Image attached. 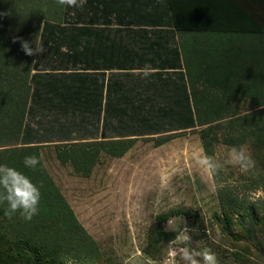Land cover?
<instances>
[{"label":"trees","instance_id":"16d2710c","mask_svg":"<svg viewBox=\"0 0 264 264\" xmlns=\"http://www.w3.org/2000/svg\"><path fill=\"white\" fill-rule=\"evenodd\" d=\"M183 2L168 0L177 25L171 32L175 33L176 47L173 44L170 52L181 64L173 59L159 64L154 60L163 55L160 40L148 46L153 56L133 55L131 48L117 49L122 57L111 60L108 55L103 64L108 69L122 68V78L110 71L106 92L113 86L118 90L126 71L140 67L142 59L157 65L156 70L146 72V80L155 85L169 81L173 99L188 111L181 127L200 126L198 138L213 173L220 206L219 213L213 214L215 221L229 235L235 223L239 231L234 237L245 243L243 249L251 251L253 245L254 251L264 256V206L254 209L230 186L220 184L225 175L212 158L217 142L235 149L243 143L255 150L264 149V3L258 17L233 12L239 5L237 0H199L198 7L188 3L191 15L186 17ZM163 5L166 11V0ZM67 9V0H0V264H113L101 256L77 220L39 151L43 141L51 140L40 136V130L48 126L41 122L50 113L56 122L57 110H69V105L89 110L100 106L101 82L90 74L98 72L84 70L86 65H94L86 58L92 59L93 40L98 38L84 24L68 20ZM180 22L196 27H182ZM61 44L65 45L63 50ZM113 47L107 48L110 51ZM42 48L47 52L44 57H59L65 63L40 67L38 53ZM240 103L246 105L243 111ZM107 105L103 110L107 111ZM34 113L36 126L32 127L28 117L32 119ZM101 118V123L107 121L104 114ZM102 126L109 125L103 122ZM134 137L132 133L60 138L52 145L61 162L86 175L100 150L118 156ZM259 155L264 167L263 155ZM257 179L264 191V172ZM177 213V208H169L160 217ZM157 225L158 232L151 240L155 246L175 236L174 230L160 227L161 220ZM237 250H231L234 264H250Z\"/></svg>","mask_w":264,"mask_h":264},{"label":"rangeland","instance_id":"374dc122","mask_svg":"<svg viewBox=\"0 0 264 264\" xmlns=\"http://www.w3.org/2000/svg\"><path fill=\"white\" fill-rule=\"evenodd\" d=\"M241 3L233 12L258 16L264 0ZM122 5L154 6L157 12L162 8L163 13L154 15L155 25L167 18L168 6L165 11L163 0H130ZM157 32L152 31L153 37L143 39L147 43L164 39L163 55L154 60L158 64L171 59L180 63L179 57L170 52L172 44L176 47L174 34L168 35L165 30L160 34L166 37L161 38L156 37ZM60 46L63 50L65 45ZM45 53L44 48L38 53L40 67L65 63L59 57H44ZM126 72L124 88L123 83L118 90L110 87L100 106L96 104L89 110L83 105H69V110H57L56 122L52 113L41 122L48 126L40 130V136L51 139L39 147L42 162L101 256L113 264H234L231 250L238 249L250 264H264V256L254 251L253 245L251 251H245V243L234 237L239 231L235 223L229 235L215 221L213 214L219 213L220 206L213 173L198 138L200 126L181 127L188 111L177 98L173 99L174 89L169 81L155 85L146 80L145 71ZM118 75L121 79L122 73ZM107 102L106 111L103 109ZM239 106L240 111L246 109L245 103ZM103 114L107 121L102 123L108 127L99 125L100 118L96 121ZM28 120L32 127L36 126L35 113ZM132 133L135 137L122 154L113 156L100 150L86 175L74 171L70 163L61 162L52 145L60 138ZM157 139L162 141L157 143ZM263 152L264 149L255 150L247 143L239 149L222 142L213 146L212 158L225 175L220 184L230 186L244 204L254 209L264 206V191L257 185V178L264 172L258 159L261 153L264 159ZM169 208H177L179 213L162 219L160 216ZM157 220H161L162 229L174 230L175 236L155 246L151 240L158 232Z\"/></svg>","mask_w":264,"mask_h":264},{"label":"crops","instance_id":"0c3cea01","mask_svg":"<svg viewBox=\"0 0 264 264\" xmlns=\"http://www.w3.org/2000/svg\"><path fill=\"white\" fill-rule=\"evenodd\" d=\"M126 1L130 2V0H67L68 20H76L75 25L84 24L85 28H90L91 34L98 38L93 40V50L92 54H90L93 60L86 58L87 62L84 56V60L87 63H93L94 65H86L84 70L87 72H98L97 74H90L95 76L101 82L99 90L101 103L104 101L107 94L106 82L110 71L115 73L123 71L122 68L116 66L110 69L105 67L106 65L103 63L107 61L108 55H110L111 60H116L117 58L122 57L121 53L118 54L117 49H120L122 52L124 48H131L130 50L133 55L141 53L143 56H153L154 54L149 50L148 46L155 44L154 42L157 41L158 38L151 39V41H149L150 43H147L148 41L144 42L143 39L148 38V36L153 37L154 34L151 33L152 31H158L156 37L164 38V36L160 34L161 32L166 30L168 31V35H170L171 32L175 31L177 26L173 21L172 11L169 9L168 0H166V2L169 17L162 18V22L156 25L152 20H154L155 14L164 12L162 8H159L160 10L157 8L158 12L154 6H141L138 8L127 6V8H124L122 3ZM198 1L199 0H184L183 13L186 17L191 15L188 9V3L190 2V4L194 5ZM235 3L242 5L239 0ZM196 5L198 7L200 3H196ZM138 16L143 17V19H139ZM180 26L186 28L196 27L194 23L181 22ZM163 40L161 41L162 44ZM108 46H114L113 50L109 51L107 48ZM145 49H147V51H143ZM142 60L140 67L131 68L130 70L151 72L157 69L156 64H149L150 60ZM99 118V125L101 126V115Z\"/></svg>","mask_w":264,"mask_h":264}]
</instances>
